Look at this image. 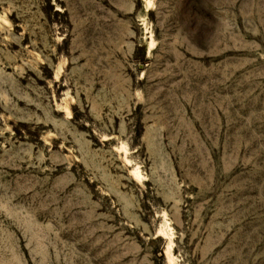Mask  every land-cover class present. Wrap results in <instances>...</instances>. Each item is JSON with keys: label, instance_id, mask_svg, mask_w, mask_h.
Returning <instances> with one entry per match:
<instances>
[{"label": "rangeland", "instance_id": "1", "mask_svg": "<svg viewBox=\"0 0 264 264\" xmlns=\"http://www.w3.org/2000/svg\"><path fill=\"white\" fill-rule=\"evenodd\" d=\"M0 264H264V0H0Z\"/></svg>", "mask_w": 264, "mask_h": 264}, {"label": "bare ground", "instance_id": "2", "mask_svg": "<svg viewBox=\"0 0 264 264\" xmlns=\"http://www.w3.org/2000/svg\"><path fill=\"white\" fill-rule=\"evenodd\" d=\"M149 48H150V47H149ZM149 48H148V49H149ZM135 173H136V172H135Z\"/></svg>", "mask_w": 264, "mask_h": 264}]
</instances>
